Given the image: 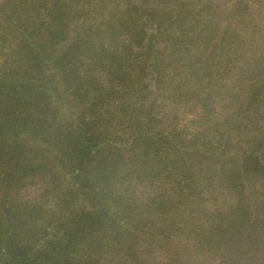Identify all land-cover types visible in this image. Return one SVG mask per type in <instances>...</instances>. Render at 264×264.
Here are the masks:
<instances>
[{"label":"trees","instance_id":"obj_1","mask_svg":"<svg viewBox=\"0 0 264 264\" xmlns=\"http://www.w3.org/2000/svg\"><path fill=\"white\" fill-rule=\"evenodd\" d=\"M0 264H264V0H0Z\"/></svg>","mask_w":264,"mask_h":264}]
</instances>
